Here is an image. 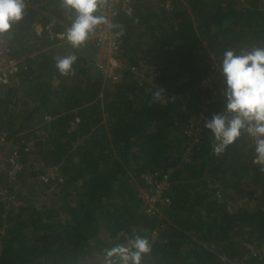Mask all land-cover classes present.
I'll list each match as a JSON object with an SVG mask.
<instances>
[{"label": "trees", "instance_id": "trees-1", "mask_svg": "<svg viewBox=\"0 0 264 264\" xmlns=\"http://www.w3.org/2000/svg\"><path fill=\"white\" fill-rule=\"evenodd\" d=\"M69 15L61 0H25L23 19L0 35L20 60L16 81L0 84V133L46 132L16 181L0 177L18 201L0 202V264H102L105 249L137 235L151 246L143 264H264V168L246 132L214 155L203 127L222 111L223 51L264 47V0H131L113 22L126 60L113 82L88 42L51 37ZM68 55L73 71L61 75L55 60ZM192 118L202 131L188 151ZM40 163L62 182H38ZM167 170L170 204L148 216L141 176Z\"/></svg>", "mask_w": 264, "mask_h": 264}, {"label": "clouds", "instance_id": "clouds-1", "mask_svg": "<svg viewBox=\"0 0 264 264\" xmlns=\"http://www.w3.org/2000/svg\"><path fill=\"white\" fill-rule=\"evenodd\" d=\"M61 7L70 13L63 35L74 48L84 44L100 25L117 27L108 16L109 0H61ZM24 10L25 0H0V35L8 34L23 19ZM75 60V55L59 57L55 68L61 75L70 74ZM217 70L222 78V111L212 112L203 122L212 153H223L243 131L252 141L253 162L264 166V47L226 49ZM150 251L146 237L132 236L105 249L102 264H143Z\"/></svg>", "mask_w": 264, "mask_h": 264}, {"label": "built area", "instance_id": "built-area-1", "mask_svg": "<svg viewBox=\"0 0 264 264\" xmlns=\"http://www.w3.org/2000/svg\"><path fill=\"white\" fill-rule=\"evenodd\" d=\"M130 2L131 0H109L107 12L112 24L121 12L129 9ZM64 32L50 33V35L56 38L59 43H67L68 41L63 35ZM0 42L2 43L0 46V84L7 85L16 81V73L18 72L20 60L11 55L10 48L7 44L2 40ZM86 42L91 45L94 51L92 58L94 69L107 81H116L118 74L126 65V60L121 56L120 41L116 38L113 29H108L106 26L100 25ZM129 69L132 72L136 70L133 66ZM209 80L210 77H207L201 83L207 85ZM52 119L50 116H44V122H49ZM77 123L78 119H75L71 123L70 130L76 129ZM201 131V124L193 118L190 119L184 130L188 151L197 144L201 136ZM18 136L8 137L5 131L0 133V177L5 174L11 182L16 181L24 170L23 153H28L27 155H29V152L33 151V136L42 139L46 136V132L40 125H36L28 137L19 136L17 139L18 143H16L17 141L15 139ZM248 138L252 145L249 136ZM254 164L264 168V166L258 163ZM38 170L39 172L36 177L38 182L43 184L50 182L60 183L63 180L57 166H47L40 163L38 164ZM169 171L146 173L141 176L142 186L138 188L137 196L141 201L143 212L148 216L161 215L162 210L170 204V198L167 195L170 188ZM0 202L5 206L18 204L16 197L6 186L0 187ZM0 232L4 234V229ZM230 264L242 263L233 261Z\"/></svg>", "mask_w": 264, "mask_h": 264}]
</instances>
